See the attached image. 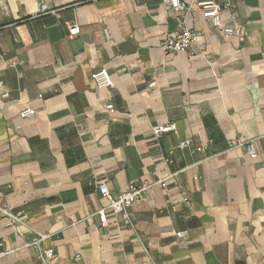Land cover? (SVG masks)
Wrapping results in <instances>:
<instances>
[{
  "label": "crops",
  "instance_id": "obj_1",
  "mask_svg": "<svg viewBox=\"0 0 264 264\" xmlns=\"http://www.w3.org/2000/svg\"><path fill=\"white\" fill-rule=\"evenodd\" d=\"M202 1L175 15L156 0H0V204L22 213L18 230L0 214V264H41L38 235L50 264H264V0H213L238 40ZM181 20L197 43L166 55ZM100 68L111 88L92 82ZM100 184L149 186L130 225L101 226Z\"/></svg>",
  "mask_w": 264,
  "mask_h": 264
},
{
  "label": "built area",
  "instance_id": "obj_2",
  "mask_svg": "<svg viewBox=\"0 0 264 264\" xmlns=\"http://www.w3.org/2000/svg\"><path fill=\"white\" fill-rule=\"evenodd\" d=\"M89 1V0H88ZM141 0H135L138 4ZM159 1L166 11L172 12L175 15H180L185 12L184 4L181 0H156ZM195 6L200 10L203 19L207 20L211 27L219 32V34L225 39H241L243 37V32L241 28L231 23H224L221 19V7L215 3L213 0H206L202 2H194ZM79 33V28L77 26L69 27V36L74 37ZM199 33L190 29L184 20L179 21L177 28L170 34L165 36L161 41V50L166 55H174L182 52L190 51L197 43L199 38ZM92 82L95 84L96 88H111L112 80L109 72L106 68H100L94 71L90 76ZM8 93L6 91L2 92L1 97L7 98ZM106 110L109 113L113 112L112 106H107ZM35 115L34 110L25 109L20 113V118L25 119ZM176 133L175 124L170 123L166 125H157L152 128L153 139L158 141L166 133ZM229 147H246L249 149V154L254 156L252 151V146L245 144L241 141L230 142ZM193 148L196 152H202L205 148L203 146H194L191 140L186 139L179 142L178 149H190ZM169 156H172L173 152L169 151ZM149 186L146 184H130L128 189L117 195L112 196L105 184H100L97 186L98 193L102 199L107 202V206L101 209L97 215L100 218L101 226L105 227L107 224V216H112L118 218L122 225H130L129 208L135 203L140 201ZM3 194L0 193V201L3 199ZM0 214L3 218L7 220V225L11 228L18 230L19 225L22 224V213L12 212L6 206L0 204ZM264 230V224L262 225ZM186 232H177L175 234L176 238L184 239L186 238ZM47 239V236L38 235L31 243L38 249L39 261L41 264H50L51 260L54 258V250L52 248L42 247L43 242ZM6 254L4 250V245L0 241V258ZM79 256L74 257V261H78Z\"/></svg>",
  "mask_w": 264,
  "mask_h": 264
}]
</instances>
